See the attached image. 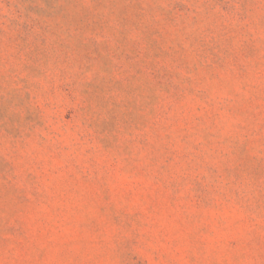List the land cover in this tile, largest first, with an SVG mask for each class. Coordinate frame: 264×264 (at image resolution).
<instances>
[{
  "label": "rangeland",
  "instance_id": "rangeland-1",
  "mask_svg": "<svg viewBox=\"0 0 264 264\" xmlns=\"http://www.w3.org/2000/svg\"><path fill=\"white\" fill-rule=\"evenodd\" d=\"M0 264H264V0H0Z\"/></svg>",
  "mask_w": 264,
  "mask_h": 264
}]
</instances>
